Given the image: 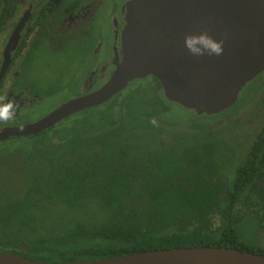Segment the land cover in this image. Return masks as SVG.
I'll return each mask as SVG.
<instances>
[{"label":"trees","instance_id":"obj_1","mask_svg":"<svg viewBox=\"0 0 264 264\" xmlns=\"http://www.w3.org/2000/svg\"><path fill=\"white\" fill-rule=\"evenodd\" d=\"M91 111L58 123L54 142L41 141L46 148L58 143L60 152L48 160L44 152L38 154L44 158L39 161V177L43 178L38 199L44 206L55 202L67 208L94 202L101 220L84 226L78 223L61 236L39 241L37 252L28 259L57 264L191 247H219L264 256V248L247 246L238 238L256 242L260 228H264V196L245 191L255 175V160L264 158V154L259 155L264 125L252 138L253 153L233 169V177L223 190L219 181H210L216 174L212 152L196 142L166 147L159 141L160 148L146 150L143 160L106 164L99 156V146L118 123L103 117L97 119L100 127H95L97 120L89 119ZM68 154L74 161L65 164ZM17 204L23 210L40 207L36 199L32 201L31 192L19 197ZM23 227L30 229L28 224ZM245 229L247 236H242Z\"/></svg>","mask_w":264,"mask_h":264},{"label":"water","instance_id":"obj_2","mask_svg":"<svg viewBox=\"0 0 264 264\" xmlns=\"http://www.w3.org/2000/svg\"><path fill=\"white\" fill-rule=\"evenodd\" d=\"M123 22L120 60L106 83L17 129L16 135L39 133L108 102L134 80L146 77L156 80L165 101L196 116H215L231 108L245 84L264 70V0H128ZM202 32L224 41L222 55L188 53L185 35ZM0 264L51 263L0 253ZM57 264H264V256L191 247Z\"/></svg>","mask_w":264,"mask_h":264},{"label":"rangeland","instance_id":"obj_3","mask_svg":"<svg viewBox=\"0 0 264 264\" xmlns=\"http://www.w3.org/2000/svg\"><path fill=\"white\" fill-rule=\"evenodd\" d=\"M92 28L95 30L94 27ZM106 28L107 25H104L103 29ZM78 76L80 77L81 74ZM261 77H264V74ZM263 82L251 81L246 84L238 93L235 104L223 113L215 116H196L189 110L165 101L153 78L135 80L108 105L96 108L89 113L90 121L110 117L118 123L111 128L110 137L101 141L99 156L106 164L116 165L129 163L135 159L143 160L146 150L153 151L160 148L159 141L169 147L183 142H196V145L202 146L209 152L215 149L210 159L211 164L217 176H223L229 181L231 172L228 165L232 164L236 158L234 156L237 148L235 142L246 143L254 131L248 115L245 113L241 116L236 115L247 107L253 93ZM78 88L82 89L81 81H72L68 69L57 73L55 81H50L46 85L40 82L39 92L48 96V99L40 104V114L51 111L58 105L73 99L70 97L78 92ZM121 110H123L122 117ZM94 126L100 127L98 120ZM108 130L110 129L108 128L101 135L108 133ZM163 137H165L164 140ZM115 138L118 140L117 145ZM15 141L17 142L11 141V144L1 146V155L7 159L0 161V239L7 237L21 244L18 249L22 253L21 257L29 258L37 252L35 245L39 241L42 240L44 243L45 239L61 236L78 223L83 226L91 225L100 221L101 218L100 211L91 201H86L73 208L60 206L55 202H51L48 206L41 205L42 201L38 199V188L43 176L39 177V161L44 158L38 154L44 152L47 160L55 157L60 152L58 143L46 148V144L33 145L36 139ZM51 141L54 142L53 139ZM31 142L33 146L31 145L30 149L28 146ZM185 145L191 144L186 143ZM0 160H3L1 156ZM63 161L69 164L74 160L71 154H68V158ZM54 172H56L55 167H53ZM28 192H31L32 201L36 199L40 204V207L35 209L36 211L23 210L17 204V199ZM30 211L33 213L30 214ZM23 224L30 225V229H25ZM245 233L246 229L241 233L242 236H247ZM238 238L250 247L264 246L261 239L252 242L247 241V237Z\"/></svg>","mask_w":264,"mask_h":264},{"label":"flooded vegetation","instance_id":"obj_4","mask_svg":"<svg viewBox=\"0 0 264 264\" xmlns=\"http://www.w3.org/2000/svg\"><path fill=\"white\" fill-rule=\"evenodd\" d=\"M127 1L0 0V68L4 66L0 77V103L10 99L17 106L13 120L0 122V156L3 159L0 161L7 159L1 155V146L4 144L17 142L15 140L36 139L33 145H40L41 141L53 139L54 127L63 121L32 135L15 134L17 129L37 122L57 108L40 114V104L48 99L46 94L38 90L40 82L46 85L55 81L57 73L68 69L72 81H81L82 84V89L78 88V92L70 97L73 99L93 93L106 83L116 62L119 63L120 60V32L124 25L123 12ZM104 25H107L106 29H103ZM263 74L264 70L250 82L264 81V77H261ZM157 87L160 88L158 85ZM119 93L108 102L95 107L103 108ZM246 106L236 116L244 113L248 115L254 131L246 143L235 142L236 158L228 165L231 174L237 165L245 162L246 157L253 153L252 138L264 125V82L253 93ZM95 107L77 112L66 119L89 110L94 111ZM31 145L32 142L28 148L31 149ZM263 147L264 144L259 147L260 156L264 154ZM214 151L215 149L212 155ZM255 162L258 164L255 175L251 176L245 191L251 190L249 194L252 196H264V158L256 159ZM231 174L229 181L217 174H213L210 181L213 184L219 181L224 190L233 177ZM260 231V239L264 244V228H260ZM247 241L254 242L252 239ZM19 245L21 244L13 242L11 238H1L0 253L18 255Z\"/></svg>","mask_w":264,"mask_h":264},{"label":"clouds","instance_id":"obj_5","mask_svg":"<svg viewBox=\"0 0 264 264\" xmlns=\"http://www.w3.org/2000/svg\"><path fill=\"white\" fill-rule=\"evenodd\" d=\"M223 40H215L207 32L198 35H185L184 47L194 57L220 56L223 54ZM16 103L13 100H6L0 103V122L13 120L16 115Z\"/></svg>","mask_w":264,"mask_h":264}]
</instances>
